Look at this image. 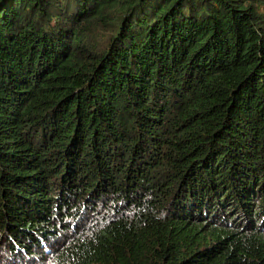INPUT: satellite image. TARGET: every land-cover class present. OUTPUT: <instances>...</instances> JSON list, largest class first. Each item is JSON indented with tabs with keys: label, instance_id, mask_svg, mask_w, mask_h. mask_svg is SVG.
<instances>
[{
	"label": "trees",
	"instance_id": "trees-1",
	"mask_svg": "<svg viewBox=\"0 0 264 264\" xmlns=\"http://www.w3.org/2000/svg\"><path fill=\"white\" fill-rule=\"evenodd\" d=\"M6 264H264V0H0Z\"/></svg>",
	"mask_w": 264,
	"mask_h": 264
},
{
	"label": "rangeland",
	"instance_id": "rangeland-1",
	"mask_svg": "<svg viewBox=\"0 0 264 264\" xmlns=\"http://www.w3.org/2000/svg\"><path fill=\"white\" fill-rule=\"evenodd\" d=\"M7 259H8L7 255L2 256V255L0 254V264H6V263H7V262H6Z\"/></svg>",
	"mask_w": 264,
	"mask_h": 264
}]
</instances>
